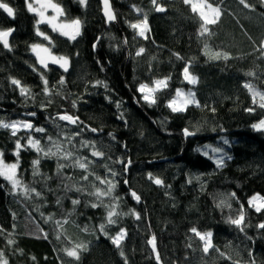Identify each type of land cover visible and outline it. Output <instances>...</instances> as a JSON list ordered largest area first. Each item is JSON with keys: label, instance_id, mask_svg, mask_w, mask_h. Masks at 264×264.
<instances>
[{"label": "trees", "instance_id": "trees-1", "mask_svg": "<svg viewBox=\"0 0 264 264\" xmlns=\"http://www.w3.org/2000/svg\"><path fill=\"white\" fill-rule=\"evenodd\" d=\"M6 2L16 10V18L0 11V29L14 27L16 31L10 38L12 52L0 46V119L6 122L25 119L45 127L46 133H32L45 148L51 146L47 136L63 142L61 129L79 130L53 120L57 113L78 115L86 125L98 130L93 133L85 129L73 143L79 146L81 139L96 141L97 148L105 152L103 159L91 157L88 148H80L76 154L93 160L91 169L97 175L107 174L105 164L118 172L113 196L119 197L118 211L125 215L118 218L117 224L106 225V231L115 235L121 227L127 230L122 249L128 264H157L146 243L152 235L156 236L160 264H248L249 250L256 264H264V230L256 227L264 222V212L258 214L248 207L253 195L264 196V132L251 127L264 119V109L258 107V97L257 104H253L251 93L243 87L244 83H251L264 92V54L257 50L264 41V7L259 0H251L255 11L244 9L238 0H223L219 3L220 19L209 26L210 34L204 37L199 36L202 21L183 0H158L167 8L158 14L150 0H111L117 14L115 25L104 23L97 0H89L87 8H82L78 0H54L67 13L63 19L82 20L83 34L70 42L47 25H40L53 39L54 54L66 55L71 60L68 73L49 67L51 70L45 74L50 88L56 86L51 96L43 94L40 76L31 67L43 71L29 50L31 43H43L35 35L37 18L27 11L25 0ZM209 2L217 4V0ZM133 4L143 10L140 16L132 11ZM144 14L148 15L151 28L148 40L136 37L128 26ZM125 38L127 45L123 44ZM205 44L212 52H224L230 58L210 60L204 54ZM139 47H145L146 51L137 57ZM188 61L193 62L190 71L199 78L195 86L184 82L181 75ZM248 72L255 75L248 76ZM61 75L65 76L64 85L58 84ZM169 76L168 87L156 94L157 104L145 103L137 92L139 85L152 86L153 80ZM9 77L19 79L32 95L21 97ZM97 80L104 81L107 88H93ZM178 88L195 91L201 107L192 105L186 112L172 113L166 104ZM248 108L256 110L248 112ZM30 112L37 115H25ZM121 114L122 118H118ZM185 128L200 130L185 138ZM19 135L25 137L21 141L25 144L27 134ZM15 139L9 130L0 129V151L5 154L6 163L16 160L12 155ZM224 139L229 145L223 144ZM212 148H223L232 159L217 169L209 159L214 155ZM201 150L208 155H202ZM36 158L31 149L21 151L18 178L41 192V197L31 194L26 199L19 190L12 195L7 181L0 178V229H3L0 251L5 253L9 264H124L119 250L99 231V225L106 224V208H92L90 204L95 197L64 189L65 183L88 185L89 182L80 179L83 171L67 167L61 174L57 164L69 162L52 157L42 159L40 175L33 176L32 161ZM117 158L131 160L126 172L124 165L114 163ZM148 173L161 178L165 187L152 183ZM197 175L201 176L199 181L195 179ZM89 180L104 187L94 177ZM131 191L141 197L140 203L132 199ZM233 192L235 198L230 196ZM70 198L81 199L75 211ZM224 198H228L231 208L217 207ZM240 204L244 205L248 225L245 233L226 222L228 216L238 214ZM132 209L140 212L141 220L131 215ZM69 212L72 213L69 222L58 227L56 221L63 220ZM193 226L213 232L214 247L208 254L202 251V242L189 231ZM85 227L88 231L83 230ZM9 240L13 243L9 244ZM74 244L88 246L78 262L71 261L62 251Z\"/></svg>", "mask_w": 264, "mask_h": 264}, {"label": "snow or ice", "instance_id": "snow-or-ice-1", "mask_svg": "<svg viewBox=\"0 0 264 264\" xmlns=\"http://www.w3.org/2000/svg\"><path fill=\"white\" fill-rule=\"evenodd\" d=\"M223 0H217L216 6L209 0H183L185 5H190L191 12L197 14L200 21L199 28V36L204 37L210 34V25H215L222 15V9L219 7V3H222ZM261 7H264V0H259ZM78 3L82 8H87L89 4V0H78ZM151 5L154 8V11L157 13H164L167 11V8L163 6L162 3L158 2V0H150ZM238 3L243 6L244 9H249L255 11V6L251 3V0H238ZM102 4V14L105 21V24H112L117 21V14L114 11L111 0H101ZM25 5L27 11L33 14L37 19L35 20V35L41 38L42 41H47V45L44 43H31L29 45L30 52L35 56L36 64L39 65V69L43 71H39L37 67L31 66L32 71L37 72L40 76V80L43 85V94L45 96L53 95V89L56 87L53 85L51 88L49 86V80L46 77V73L51 69L49 65L58 66L63 73H68L71 67V60L66 55H57L54 54L53 48L55 44L51 36H49L46 32L42 31L40 25L46 24L54 33H58L61 37L67 38L70 42L77 41L78 37L82 36V28L83 22L80 18H74L70 20H62V17H66L67 13L64 7L54 0H25ZM132 11L135 12L138 16L141 15L142 9L137 7V5L133 4L131 6ZM51 10L53 15L48 16L47 12ZM0 11L5 13L7 17L15 19L16 18V10L10 6L6 0H0ZM129 28L132 29L135 33L136 37L142 38L144 40H148L150 38L151 28L149 26L148 15L144 14L141 19L136 22L129 23ZM16 31L14 27L7 29H0V46L8 52L13 51L12 44L10 43V38L13 36V33ZM115 39V37H112ZM99 43V38L96 43L93 44V48L95 49L97 44ZM123 44L127 45L128 40L125 38L123 40ZM118 50V49H117ZM262 54H264V41H261L259 48L257 49ZM145 47H139L136 51L135 55L137 57L143 55L145 53ZM204 54L208 56L210 60H228L230 57L227 53L224 52H212L207 44L204 45ZM78 55V53H77ZM177 59H182L178 53H173ZM155 59V57H153ZM98 63H100L98 61ZM192 61H188L182 69L181 75L183 81L189 85L195 86L199 83V78L190 71L192 66ZM101 70L103 68L101 67ZM248 76H254L255 74L252 72L246 73ZM171 77H165L163 79H155L152 81V86H149L147 83H141L137 88V92L141 94L142 100L148 105H156L158 98L157 93L162 92L168 87V82ZM10 84L15 86L16 89L19 90V95L21 97H30L32 95L31 90L23 86L21 81L14 77H9ZM66 83L65 76L61 75L58 84L64 85ZM92 87H104L107 88V84L102 80H97L92 84ZM243 87L249 90L252 95L253 104H257V97L259 98L258 107L260 109H264V92L256 90L251 83H244ZM51 103V101H49ZM201 107L199 100L196 97L195 91L189 89L185 92L183 89L178 88L175 90V96L171 98L166 107L170 109L172 113H183L186 112L189 106ZM73 108L77 107L76 101L72 102ZM43 108L44 105H41ZM119 107V104H117ZM255 108H248L246 111L254 112ZM214 112L215 109L213 108ZM26 116L35 117L36 112L25 113ZM122 118V114L121 117ZM53 120H59L65 122L66 125H72L78 127L79 130L75 132L64 131L61 129V135L63 138V142L54 140L52 136H47V140L49 141V147L45 148L41 145V139H36L33 137L32 133H46L48 129L45 127H38L33 124L30 120L25 119H16L10 122H6L5 120L0 119V129H6L10 131L12 137H16L14 151L12 155L16 158L15 162L6 163L4 159V152L0 151V178L7 181L11 186V194L17 195V190H19L26 199L30 198L31 194H34L35 197H41V192L37 191L34 187H29L22 183V180L18 178V170L20 168V153L23 150L31 149L37 154V158L32 161V169L33 176L40 175V164L41 160L45 158L56 157L58 160L68 161L69 163H58L57 169L58 172L62 174V170L67 167L79 168L83 171L84 175L80 178L82 181L89 182L88 185H77V184H64V189L66 192H72L73 190L77 193L87 194L90 197H95V201L91 202L90 206L92 208L97 207H105L107 210V214L105 217L106 224L101 223L99 225V231L106 238H108L111 243L119 250L120 256L124 259V264H128L127 257L122 249V241L127 236V230L123 227L119 229V231L115 235H109L106 231V225H115L118 222V218L121 215H125V213H121L118 211V201L119 197H114L113 193L117 187V182L115 181V177L118 175V172L113 168L108 167L107 164L104 167L107 170V174L105 176L97 175L92 169L91 165L95 162L89 159L88 156H80L76 153L80 148H88L90 149V156L95 157L98 160L103 159L105 157V152L102 149L97 148V142L94 140L81 139L79 141V146L73 141L76 140L77 137H80L82 133L87 129L93 133H96L98 130L95 128H90L85 124L84 121L80 120L78 115L69 114L67 112L57 113L55 117H52ZM83 127H80V126ZM253 130L257 132H264V119H260L258 122L253 123L251 125ZM57 128H60V125H57ZM199 128L195 130H189L188 128L183 129V134L185 138L189 136H194L199 132ZM20 132H25L27 134L26 143L22 144L21 141L25 139L24 136H20ZM111 136V134H109ZM115 140V137H112ZM224 145H229V141L227 139L223 140ZM70 146V147H69ZM208 147V146H205ZM213 156H210L209 159L213 161L217 169L223 168L226 164V161L231 160L232 157L223 149V148H212ZM201 154L207 156L208 153L206 151L201 150ZM109 160L112 158L109 156ZM114 163L124 165L125 172L127 168L131 165V160L124 161L121 158H117ZM94 177V180L99 183V185H103L104 187H98L95 183H92L89 178ZM65 179L71 180V177H66ZM148 179L154 183L156 186L165 187L164 181L154 176L152 173H148ZM197 181L201 179L200 175L195 177ZM189 184L192 183V179L187 181ZM127 184V181H124ZM2 187V186H0ZM167 187H170L168 185ZM89 188L92 190L89 191ZM132 199L136 201V203L141 202V197L135 192L131 191L130 193ZM235 192L231 193L230 196L235 198ZM71 204L73 206V211H75L76 207L81 204L80 198H70ZM108 200V203H106ZM56 203L59 205L60 200L58 199ZM217 207L220 208H231V204L228 202V198L221 199ZM248 207L253 209L256 213L264 212V196L260 194L253 195L248 200ZM72 215L71 212L63 220H57L56 224L58 227H62L64 224L69 222V217ZM131 215L134 216L136 220H141L140 212L135 209L131 210ZM15 216V214H13ZM51 219V217H49ZM227 223L234 226L241 233H245L246 227L248 226L245 221V210L244 205L240 204V210L235 217L228 216ZM15 227V225H13ZM258 229L264 230V222H260L257 226ZM84 231H88L87 227L83 229ZM3 231V229H0ZM43 231V230H41ZM193 237L198 238L200 242H202V251L205 254H208L210 249H213V232L212 231H201L197 227L193 226L189 230ZM44 238L47 239V233H44ZM57 239H60V236L57 235ZM247 239L252 240V237H247ZM9 244H12L13 241L9 240ZM147 245L151 247V251L155 256V260L157 264H160L161 257L157 248V240L156 236L152 235L146 241ZM86 244H74L71 247H65L62 249L64 256L71 258V261L78 262L80 260L81 252L87 250ZM191 247V244L189 245ZM219 252V249H215ZM223 256L224 254L221 253ZM248 255L250 260L248 264H256L255 258L253 257V253L249 250ZM35 260V257H33ZM0 264H9V260L6 258L5 253L0 251Z\"/></svg>", "mask_w": 264, "mask_h": 264}, {"label": "rangeland", "instance_id": "rangeland-1", "mask_svg": "<svg viewBox=\"0 0 264 264\" xmlns=\"http://www.w3.org/2000/svg\"><path fill=\"white\" fill-rule=\"evenodd\" d=\"M47 15L48 16H51V15H53V13L51 12V10H49L48 12H47ZM37 18V17H36ZM62 20H65V19H63L62 18ZM46 25V24H45ZM50 29V28H49ZM51 30V29H50ZM52 31V30H51ZM55 34H57L58 36H60L58 33H55ZM61 37V36H60ZM63 38V37H62ZM65 38V37H64ZM67 39V38H66ZM43 43L44 44H46L47 45V41H43ZM35 57V56H34ZM3 179V178H2ZM5 181V180H4ZM8 183V182H7ZM9 186H10V184H9ZM11 187V186H10Z\"/></svg>", "mask_w": 264, "mask_h": 264}, {"label": "water", "instance_id": "water-1", "mask_svg": "<svg viewBox=\"0 0 264 264\" xmlns=\"http://www.w3.org/2000/svg\"><path fill=\"white\" fill-rule=\"evenodd\" d=\"M98 2H99V4H100V12H101V16H102V18H103V14H102V4H101V0H97ZM157 13V12H156ZM158 14V13H157ZM103 20H104V18H103ZM104 23H105V21H104ZM116 24V22H114V23H112V24H110V25H115ZM106 25H108V24H106ZM183 136H184V134H183ZM192 136H189V138H191Z\"/></svg>", "mask_w": 264, "mask_h": 264}, {"label": "flooded vegetation", "instance_id": "flooded-vegetation-1", "mask_svg": "<svg viewBox=\"0 0 264 264\" xmlns=\"http://www.w3.org/2000/svg\"><path fill=\"white\" fill-rule=\"evenodd\" d=\"M62 19V18H61ZM49 67H56V68H59L58 66H56V65H49Z\"/></svg>", "mask_w": 264, "mask_h": 264}]
</instances>
